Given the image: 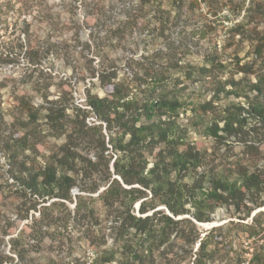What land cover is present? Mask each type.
<instances>
[{
  "label": "trees",
  "instance_id": "trees-1",
  "mask_svg": "<svg viewBox=\"0 0 264 264\" xmlns=\"http://www.w3.org/2000/svg\"><path fill=\"white\" fill-rule=\"evenodd\" d=\"M41 1L37 2L35 15L39 23L49 14ZM81 1V23L89 28L96 47L103 46V39L111 46L112 39L119 43L127 29L150 27L152 21L159 33H164L168 23L175 22L181 13H194L197 2L128 0L121 13L124 18L113 27L103 23L111 0ZM20 11L15 1L0 0V24L10 13L17 16ZM98 25L105 32L102 37L95 34L102 30ZM230 30L234 35H252L253 53L264 58V33L247 28L245 16ZM199 31L205 37L206 30ZM57 40L50 35L41 37L23 16L17 37L9 52L0 55V62L15 61L10 52L17 55L24 50L28 62L37 65L58 46ZM176 53L173 49L166 58L155 52L151 57L162 58L165 63L153 62L145 67L129 58L126 63L130 76H119L114 63L105 62L106 53L97 49L98 61L90 74L102 95L87 87L80 105L68 104L61 97L47 99V89L39 105L21 96L17 105L26 118L10 125L0 106V151L10 166V177L18 184L15 193L25 198L15 206L14 218L0 216V245L6 236L9 245L8 250L0 247V264H29V253H38L45 237L56 238L60 229L66 230L70 224L93 247L105 245V238L94 232L105 218L116 231L121 256L115 257L114 251L105 248L92 264H182L186 259V264H215L230 225H239L247 237L262 232L264 210L251 213L264 206V168L257 166L264 157V145H256L260 139L254 136L257 129H264V70L257 72L253 61L240 63L237 59L232 75L221 81L214 72L220 64L214 59L202 65L180 66L172 60ZM173 71L183 73V77L173 75ZM237 73L240 76L235 78ZM182 80L198 87L207 83L206 91L212 90L215 99L220 94L246 97V104L232 101L213 115L205 125V133L219 143L237 138L247 162L235 159L220 165L214 150L187 138L188 128L179 121L188 94L187 84L180 85ZM68 85L60 81L61 94H71ZM4 86L0 82V90ZM210 100L197 103L195 108L212 111ZM41 117L42 125L38 124ZM49 136L62 141L47 148L43 143ZM74 188L78 193H72ZM66 202H74V207L69 209ZM222 206L230 207L239 221L213 226L200 235L196 224L210 222ZM61 209L65 213L60 215ZM31 210L37 215H29ZM249 215V222L241 221ZM30 240L33 242L28 246ZM178 243L185 254L169 256ZM250 253L249 264H264V232ZM73 260L68 264H86V260ZM48 262L37 260V264Z\"/></svg>",
  "mask_w": 264,
  "mask_h": 264
},
{
  "label": "rangeland",
  "instance_id": "rangeland-1",
  "mask_svg": "<svg viewBox=\"0 0 264 264\" xmlns=\"http://www.w3.org/2000/svg\"><path fill=\"white\" fill-rule=\"evenodd\" d=\"M13 1H15V7H21L22 11L17 16L10 13L11 15L7 20L0 24V55H5L11 49V42L17 37V31L23 16H26L33 29L41 37L50 35L53 39L58 38L59 43L56 48H52L53 50L50 48L52 53L43 58L37 65H31L28 62V55L26 52V57H24V50L19 51L17 55L10 52L9 56L14 57L15 61L10 63L0 62V82L5 84L0 90V106L8 125L11 122H20L26 118L17 105L18 98L21 96L27 98L34 105H39L43 102L42 93L47 89V99L61 97L68 104L80 105L83 103L84 89L87 87L102 95L95 78H91L90 74V69L96 66L98 61L95 55L97 49L106 53L107 59L105 62L114 63L119 76H130L131 69L126 63L129 58L139 60L141 64L138 66L140 67L151 65L153 62L164 64V59L151 57V55L155 52H161L162 56L167 58L171 56L173 49L177 53L171 59L179 63L180 66L186 64L202 65L208 59H214V63L220 64L214 69V72L216 78L221 81L232 75L237 59L240 63L253 61L257 72L264 70V58L256 57L252 51V35H247V33L234 35L230 30V26L234 22L245 16L247 28L249 26L255 27L256 30L264 33V0H197L193 6L194 13L191 15L186 12L181 13L175 22L173 20L168 23V28L164 30V33H159L160 29L152 21L150 27L127 29L119 43L116 42V39H112L111 46L109 40L103 39V46L99 45L98 47L94 46L91 40L89 28L81 23L84 15V5L81 0H42L41 7L48 10L49 19H42L40 23L37 21L38 16L35 17L37 15L36 8L39 7L37 2L40 0ZM105 1L108 2V0ZM131 2H134V0ZM128 3V0H111V9L103 23L113 25V27L117 26L124 18L121 13ZM31 4L34 5L33 9H31ZM259 9L262 11L258 12ZM24 10L25 12H23ZM97 27L102 30L95 34L102 37L105 32L101 25ZM199 29L206 30L205 37H201ZM96 41H100V39ZM172 74L180 78L183 77V73L179 71H173ZM234 76L237 78L240 73L234 74ZM249 78L254 80L255 77L250 75ZM62 80L69 84L71 94H61L60 81ZM208 80L205 81L208 82ZM182 84H187L188 94H185L186 102L180 109L179 121L188 128L187 138L191 141L197 140L208 147L209 150H214L217 156L216 162L220 165L227 160L232 161L235 159H242L247 162L246 159L248 158L244 156L243 145L238 142L237 138L230 137L219 143L211 135L205 133V125L213 115L220 112L224 106L232 101L246 104V97H227L220 94L215 99L212 98V90L206 91L208 90L207 83L203 82L202 84L206 85L198 87L196 84H191L189 80H182L180 85ZM249 94L254 93L250 92ZM207 100L212 102V111L205 113L195 108L197 103ZM89 119L92 120L93 118ZM42 121L41 117L38 124L42 125ZM15 125L18 124L15 123ZM44 132L42 131V133ZM254 136L262 141L261 143L256 141V145H264L263 128L257 129ZM61 141L62 138L56 139L49 136L46 137L43 144L50 148ZM45 150V152L48 151L46 148ZM257 166L264 168V157L259 159ZM9 169L10 166L2 151H0V216L5 214L6 217L12 216L14 218L15 206L21 200L25 201V198H21L22 195L19 196L18 193H15L18 184L14 183L10 177ZM72 193H78L77 189L74 188ZM66 206L72 209L74 202H66ZM260 209L264 210V206L255 209L251 215ZM61 210L58 213L60 215L65 213L64 209ZM31 213L37 215V212L32 210L29 215ZM100 214L102 217V213ZM251 215L241 221L248 220L249 222ZM212 216L213 219L210 222L196 224L197 230L201 232L200 235L205 234L213 226H225L231 220L234 223L239 221L230 207H219ZM27 220L24 221L27 222ZM60 230L61 234L57 233L56 238L52 240L48 237L44 238L38 253L34 251L29 253V264H37V260L42 263L51 261L48 262L49 264H68L70 260L74 261L73 258H78L80 263L82 260H86V264H92L91 261H94V258L105 248L114 251L115 257L121 256L120 243L115 239L116 231L112 227V222L106 218L100 225L94 227V232L100 237L103 236L106 240L105 245L97 248L93 247L77 231H74L71 224L66 230ZM263 232L264 228L257 236L247 237L240 230L239 225H230L225 237L226 244L220 245L221 247L217 250L219 253L215 264H249L246 246L249 244L251 248H254L257 238ZM27 242L29 246V243L33 241ZM259 242L261 243L262 239ZM0 247L8 250V236L4 238ZM242 248L246 252H242ZM175 254L177 256L178 254H185L179 243L172 248L169 256ZM186 262L187 259L182 264H186ZM111 264H115L114 261Z\"/></svg>",
  "mask_w": 264,
  "mask_h": 264
},
{
  "label": "built area",
  "instance_id": "built-area-1",
  "mask_svg": "<svg viewBox=\"0 0 264 264\" xmlns=\"http://www.w3.org/2000/svg\"><path fill=\"white\" fill-rule=\"evenodd\" d=\"M246 249L248 250L247 251V256H248V260L250 259V257H251V253H250V250L252 249L250 246H249V244H248V246H246Z\"/></svg>",
  "mask_w": 264,
  "mask_h": 264
}]
</instances>
